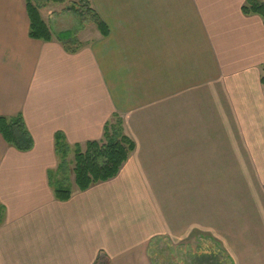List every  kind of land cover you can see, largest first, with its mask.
<instances>
[{
    "label": "crops",
    "instance_id": "0c3cea01",
    "mask_svg": "<svg viewBox=\"0 0 264 264\" xmlns=\"http://www.w3.org/2000/svg\"><path fill=\"white\" fill-rule=\"evenodd\" d=\"M90 2L109 34L69 54L0 0V117L33 140L0 136V264H158L151 244L194 228L229 264H264L261 18L246 0ZM115 116L134 143L117 176L57 201L56 135L83 147Z\"/></svg>",
    "mask_w": 264,
    "mask_h": 264
},
{
    "label": "trees",
    "instance_id": "16d2710c",
    "mask_svg": "<svg viewBox=\"0 0 264 264\" xmlns=\"http://www.w3.org/2000/svg\"><path fill=\"white\" fill-rule=\"evenodd\" d=\"M54 4H62L65 0H48ZM75 1V0H72ZM80 7L72 2L69 11L79 17H88L101 37L109 34L108 27L91 6L90 0H77ZM26 12L29 20L28 36L32 40L49 43L57 40L69 54H75L81 43L76 35H65L66 33L53 36L47 24L43 21L39 9L34 0H25ZM245 16L256 15L261 18L264 25V3L260 0H246L241 8ZM264 85V77L261 78ZM114 124H106L101 141L88 142L85 150L79 145L71 147L66 143L61 134L55 137V154L59 163L56 173L49 174L50 186L54 198L60 202H67L72 196L69 175L73 173L74 184L79 192H85L93 185L107 182L117 176L123 164L127 161L130 153L134 150V143L125 134L122 121L116 117ZM0 136L4 142L18 152L26 153L32 150L33 140L28 132L21 115L12 118L0 117ZM73 157V169L68 161L70 154ZM3 221V210L0 207V225ZM212 258H217L215 255ZM202 258V257H201ZM210 257L201 260L208 261ZM200 260V261H201Z\"/></svg>",
    "mask_w": 264,
    "mask_h": 264
},
{
    "label": "rangeland",
    "instance_id": "374dc122",
    "mask_svg": "<svg viewBox=\"0 0 264 264\" xmlns=\"http://www.w3.org/2000/svg\"><path fill=\"white\" fill-rule=\"evenodd\" d=\"M34 2L40 7L39 13L54 37L66 33L65 35H76L78 41L86 43L97 36L98 31L88 17H79L68 10L72 2L80 7L77 0H65L62 4H54L48 0H34ZM262 77H264V70ZM116 117L119 118L118 116L113 117L110 124L116 122ZM81 148L84 151L85 145ZM73 157V153L68 157L71 169H73ZM69 182L72 190L77 189L73 173L69 175ZM215 238L211 234H203L200 229L194 228L186 239L176 244L169 239H156L150 246V254L158 264H229L227 254ZM211 254L217 258H212L214 256H210ZM205 256L210 259L208 261L201 260Z\"/></svg>",
    "mask_w": 264,
    "mask_h": 264
}]
</instances>
